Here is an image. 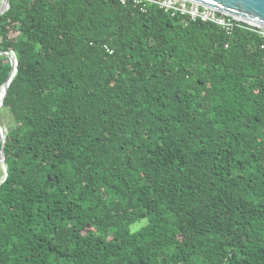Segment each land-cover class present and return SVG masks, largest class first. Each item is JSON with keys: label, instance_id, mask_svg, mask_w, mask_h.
I'll return each mask as SVG.
<instances>
[{"label": "trees", "instance_id": "obj_1", "mask_svg": "<svg viewBox=\"0 0 264 264\" xmlns=\"http://www.w3.org/2000/svg\"><path fill=\"white\" fill-rule=\"evenodd\" d=\"M8 5L0 264H264V36L119 0ZM11 70L0 54V88Z\"/></svg>", "mask_w": 264, "mask_h": 264}, {"label": "built area", "instance_id": "obj_2", "mask_svg": "<svg viewBox=\"0 0 264 264\" xmlns=\"http://www.w3.org/2000/svg\"><path fill=\"white\" fill-rule=\"evenodd\" d=\"M119 2L124 5L132 3L143 12H147L150 7H156L171 16H182L189 21L212 22L229 34L235 27H242L257 31L264 36V28L262 27L187 0H119ZM107 50L109 49L107 48Z\"/></svg>", "mask_w": 264, "mask_h": 264}, {"label": "water", "instance_id": "obj_3", "mask_svg": "<svg viewBox=\"0 0 264 264\" xmlns=\"http://www.w3.org/2000/svg\"><path fill=\"white\" fill-rule=\"evenodd\" d=\"M201 6L217 10L229 16L241 19L247 23L257 25L264 28V0H187ZM3 7L0 8V14L8 9V0H2ZM0 54H4L9 57L12 70L5 82V93L3 97L6 96L7 87L12 79V71L14 65L17 64L16 58L13 53L0 50ZM16 71V70H15ZM4 141L5 134L0 124V153L2 154L3 161L5 159L4 155ZM4 171L6 176V166L4 165Z\"/></svg>", "mask_w": 264, "mask_h": 264}, {"label": "rangeland", "instance_id": "obj_4", "mask_svg": "<svg viewBox=\"0 0 264 264\" xmlns=\"http://www.w3.org/2000/svg\"><path fill=\"white\" fill-rule=\"evenodd\" d=\"M2 7H3L2 0H0V8H2ZM0 111H1V115H0L1 125H2V128H4V130H6V127L13 123V119H12V117L9 114L7 109L2 110V108H1ZM0 171L2 172V177H1V179H2L3 176L5 175L4 165L0 166ZM144 223H145V220L138 222V223H135L132 226V229H136Z\"/></svg>", "mask_w": 264, "mask_h": 264}, {"label": "bare ground", "instance_id": "obj_5", "mask_svg": "<svg viewBox=\"0 0 264 264\" xmlns=\"http://www.w3.org/2000/svg\"><path fill=\"white\" fill-rule=\"evenodd\" d=\"M15 70H16V65H14L13 67V71H12V77L13 75L15 74ZM5 84L4 85H1V88H0V110L1 108L3 107V97H4V93H5ZM3 131H4V128H2ZM4 165V161H3V157H2V154L0 153V166Z\"/></svg>", "mask_w": 264, "mask_h": 264}]
</instances>
